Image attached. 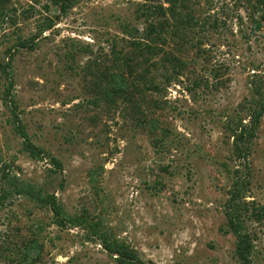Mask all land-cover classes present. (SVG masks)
I'll use <instances>...</instances> for the list:
<instances>
[{"label": "rangeland", "instance_id": "1", "mask_svg": "<svg viewBox=\"0 0 264 264\" xmlns=\"http://www.w3.org/2000/svg\"><path fill=\"white\" fill-rule=\"evenodd\" d=\"M259 1L188 0L164 16L152 9L168 8L164 0H70L64 11L54 0H9L15 23H0V65L9 63L0 68V176L4 168L9 178L0 179V264H118L96 230L143 264H242L227 218L235 181L249 264H264V114L239 151L232 132L249 122L259 83L264 97ZM165 20L174 31L143 62L132 41ZM21 41L31 48H16ZM110 73L128 95H105ZM37 196L83 222L59 226Z\"/></svg>", "mask_w": 264, "mask_h": 264}, {"label": "trees", "instance_id": "2", "mask_svg": "<svg viewBox=\"0 0 264 264\" xmlns=\"http://www.w3.org/2000/svg\"><path fill=\"white\" fill-rule=\"evenodd\" d=\"M164 1L165 3L169 5L168 8H163L161 5H158L157 7H152L154 11L164 16L166 15V12H169V15L173 16L174 8L177 3L185 4L186 2H188V0H164ZM54 2L56 3V5L60 6V10L64 11L68 7L70 0H54ZM8 3H9V0H0V23L4 22L5 20H8L12 22V24H14L15 23L13 21L14 15L13 17L11 16L12 15L11 13L14 14V11L12 9L6 8V5ZM259 4L264 5V0H260ZM185 22L189 24V22H191V17L189 16L186 17ZM52 26H53V21L49 19L47 20V23L42 28V30L50 29ZM174 27L175 26H168L166 20L164 23H160L158 27L150 24L147 27V30L145 31V35H142V37H140L138 40L136 39L135 41H132L133 42L132 46L134 47V49L139 53V56L144 58L142 60L143 62L147 60L146 59L147 55L148 56L159 55L161 49L157 50L158 46L156 42L163 40L164 34L167 31H174ZM42 30L41 32H43ZM29 47L27 46V43L23 41L19 42L16 46V48H21V49H25ZM10 55L11 53H9V57ZM0 68L6 71L9 68V63L4 64L2 66L0 65ZM101 77L104 80H106V78L108 77L110 79V82L107 83V85H110L111 87L108 90V92L104 91L106 96L113 97L112 94H114L118 97H124L125 93L126 95H128L124 89L120 88L119 85L116 84L117 81L123 80L120 74L110 73L108 77H106V75L101 76ZM120 77L121 79L119 80ZM139 78L142 80L143 74H140ZM111 83H113L114 85H112ZM146 88H149L148 90L152 88L154 90L158 89L156 86L154 87L152 85ZM261 88H262L261 84L259 83V85H257L253 90L254 94L257 97H259V99L258 101H254V105L248 115L250 118L249 122L246 124H243L240 122L238 128L232 130L237 151H239V148L237 147L238 143L250 141L255 137V132L258 129L260 119L264 114V97H263ZM7 94L8 96L10 95L9 88H7ZM18 133L21 136V138L24 139V148L29 153L30 157L38 158L40 155V152L29 143V141L27 140L24 134V131L18 128ZM53 164L56 166L57 170H60V164L58 161L53 160ZM7 174L8 172H6V169L2 168L0 179L3 181L9 180ZM240 188H241L240 182L235 181L233 184V189L230 194L231 209L229 213H227V218L229 221V227L231 231L233 232V234L235 235L236 240H237L236 248H235V256L238 259V261H240L242 264H249V258H250V253L252 249L251 241L247 234L241 233V224L238 221V218L241 215V211L247 210L245 204H242V205L239 204V201L241 200ZM19 193L21 194L23 193V191H19ZM2 196H3L2 198H4L6 196V193H4ZM37 199L38 201L45 203L47 206L51 208L53 215L55 217V222L59 226L64 227L67 223L76 222V221H71L70 219H67L63 215V211L61 207L56 203V200L54 199L53 196L45 197V198H41L40 196H37ZM82 222L83 221L80 220L78 221V223L77 222L76 223L80 224ZM94 233H95L94 236L96 237L97 240L100 241L103 249L107 251L109 254L116 255V260L118 264H143L132 249L128 248L127 246L123 244L117 243V242L110 243L109 240H107V238L105 237V235L103 233H100L99 230H96Z\"/></svg>", "mask_w": 264, "mask_h": 264}]
</instances>
